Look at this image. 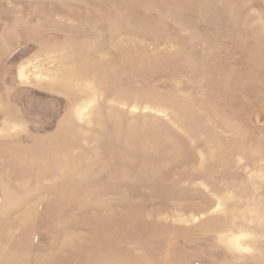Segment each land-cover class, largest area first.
Segmentation results:
<instances>
[{
  "label": "rangeland",
  "instance_id": "374dc122",
  "mask_svg": "<svg viewBox=\"0 0 264 264\" xmlns=\"http://www.w3.org/2000/svg\"><path fill=\"white\" fill-rule=\"evenodd\" d=\"M263 80L264 0H0V252L264 264Z\"/></svg>",
  "mask_w": 264,
  "mask_h": 264
},
{
  "label": "bare ground",
  "instance_id": "6f19581e",
  "mask_svg": "<svg viewBox=\"0 0 264 264\" xmlns=\"http://www.w3.org/2000/svg\"><path fill=\"white\" fill-rule=\"evenodd\" d=\"M24 69V68H23ZM44 69V68H43ZM24 72H26V70L24 71ZM24 72L22 71V69H20L19 70V72H18V74H19V76H23L24 75ZM41 73V72H40ZM39 73V74H40ZM49 73V72H48ZM52 73V72H51ZM34 74H35V72H34ZM41 75V74H40ZM40 77H42V76H40ZM46 77V76H45ZM38 78V77H37ZM49 78H50V76H49ZM51 79V78H50ZM52 79H54V78H52ZM264 81V80H263ZM93 82V81H92ZM248 84H250V87H251V84H252V81H249V83ZM85 85H86V87L84 88V83H83V89L85 90V89H88L89 88V84H86L85 83ZM236 85H238V86H240V85H242V86H244V83L243 82H240V83H237ZM247 86H249V85H247ZM93 90V89H92ZM83 91V90H82ZM87 91H89V89L88 90H86V92ZM85 92V91H84ZM93 91H91L90 93H92ZM89 93V92H88ZM88 93L86 94L89 98L88 99H86L85 101L83 100V102H85V105L83 106V107H85L87 104H89V103H92V102H94L95 100V98H94V93H92V94H90L89 93V95H88ZM247 93V92H246ZM249 94V93H248ZM85 98H87V97H85ZM95 103V102H94ZM81 105V104H80ZM92 105V104H91ZM83 107H80V108H78V107H76V108H78L77 109V112H79L80 113V115H82V113H81V111H83L82 110V108ZM90 107L91 106H89V108H88V110L90 109ZM131 107V106H130ZM133 107V109H136L135 107V105H133L132 106ZM145 107V106H144ZM143 107V108H144ZM147 108V107H146ZM84 109V108H83ZM94 109V108H93ZM132 109V110H133ZM92 110V109H91ZM90 110V111H91ZM93 111V110H92ZM92 111L90 112V114L92 113ZM79 113H77V114H79ZM94 113V112H93ZM131 113V112H130ZM76 114V115H77ZM77 117V116H76ZM87 119V118H86ZM90 120V119H89ZM131 125V124H130ZM131 128H133L134 129V127H131ZM132 129V130H133ZM152 144V143H151ZM150 147V146H149ZM145 149V148H144ZM168 152V151H167ZM211 152V151H210ZM226 152V151H225ZM171 153V152H170ZM226 155V154H225ZM222 156V155H221ZM227 159V158H226ZM224 198H222V197H219V198H217V201H216V208H215V210L216 209H218V210H223V212L224 211H226L224 208H226L225 207V204H224ZM232 217H237L236 215H233ZM190 219L192 218V219H194V216L193 215H191V217H189ZM248 218V217H247ZM233 219V218H232ZM252 220V219H251ZM121 226H122V224H121V222H119V221H117V220H112V221H107V222H105L104 224H103V229H105V230H107V231H110V232H116V231H118L120 228H121ZM224 231V230H223ZM222 233V234H221ZM220 233V236H219V240L221 241V242H224V243H226L227 245H228V247L227 248H229L230 247V249L232 250V251H236L237 253H240V255H242V251H244V250H250V252L253 254L254 252H258V255L259 256H264V255H262L263 253H264V250H262V249H260V248H258L257 246H256V244L254 243V241L252 240L253 239V235L249 232V231H247L246 229H243V228H239V229H237V231H234L230 226H228V228H226V231H224V233L223 232H221ZM218 236V235H217ZM68 238H65V240H64V242H66V241H68L67 240ZM251 239V240H250ZM2 241H4V240H2ZM15 242H16V239H15ZM17 243H18V241H17ZM106 245V244H105ZM104 245V246H105ZM101 246H103V245H101ZM29 248V247H28ZM17 250L16 251H14V250H12L13 252H10L9 253V255L8 256H3V254H2V250H1V252H0V264H41L42 262H44V261H47L48 260V258H47V256H45V255H37V254H32V255H30V257H27L26 256V253H24V252H26V251H21V249L20 248H16ZM229 249V250H230ZM230 250V251H231ZM233 252V253H234ZM242 256H244V255H242ZM242 256H240V257H242ZM252 256V255H251ZM69 257V256H68ZM66 258V259H62V260H60V262H56V264H67V260L69 259V258ZM243 258H246V257H243Z\"/></svg>",
  "mask_w": 264,
  "mask_h": 264
}]
</instances>
